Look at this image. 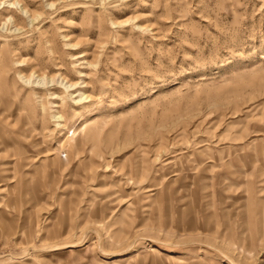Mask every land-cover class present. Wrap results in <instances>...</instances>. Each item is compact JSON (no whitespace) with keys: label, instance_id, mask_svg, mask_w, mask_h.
Returning a JSON list of instances; mask_svg holds the SVG:
<instances>
[{"label":"rangeland","instance_id":"1","mask_svg":"<svg viewBox=\"0 0 264 264\" xmlns=\"http://www.w3.org/2000/svg\"><path fill=\"white\" fill-rule=\"evenodd\" d=\"M0 264H264V0H0Z\"/></svg>","mask_w":264,"mask_h":264},{"label":"bare ground","instance_id":"2","mask_svg":"<svg viewBox=\"0 0 264 264\" xmlns=\"http://www.w3.org/2000/svg\"><path fill=\"white\" fill-rule=\"evenodd\" d=\"M69 85H71V84H69ZM69 85H68V86H69ZM66 86H67V85H66ZM68 88H71V86H69Z\"/></svg>","mask_w":264,"mask_h":264}]
</instances>
